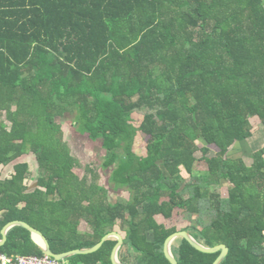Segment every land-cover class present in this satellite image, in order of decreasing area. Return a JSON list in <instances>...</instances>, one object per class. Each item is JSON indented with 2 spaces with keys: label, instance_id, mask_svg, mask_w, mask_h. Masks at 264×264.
I'll return each mask as SVG.
<instances>
[{
  "label": "trees",
  "instance_id": "trees-1",
  "mask_svg": "<svg viewBox=\"0 0 264 264\" xmlns=\"http://www.w3.org/2000/svg\"><path fill=\"white\" fill-rule=\"evenodd\" d=\"M254 118L264 126V0H0V171L12 167L0 174V240L22 221L62 254L80 215L95 234L80 247L120 220L135 264H171L164 245L179 231L225 244L221 264H264V147L250 165L229 157L252 137ZM66 122L102 142V165L73 155ZM140 133L144 156L135 151ZM202 161L207 170L197 173ZM225 183L227 196L213 190ZM110 190L130 197L106 204ZM179 212L186 226L173 223ZM7 238L0 257L44 255L24 227ZM115 245L77 257L112 264ZM172 253L179 264L220 255L184 238Z\"/></svg>",
  "mask_w": 264,
  "mask_h": 264
},
{
  "label": "rangeland",
  "instance_id": "rangeland-1",
  "mask_svg": "<svg viewBox=\"0 0 264 264\" xmlns=\"http://www.w3.org/2000/svg\"><path fill=\"white\" fill-rule=\"evenodd\" d=\"M132 117L134 125L138 127L144 119V112L136 111ZM252 125V137L243 143L235 144L229 153V157L232 159L243 157L248 165L252 164L253 162V153L264 147V126L257 118L252 119ZM63 130L65 132V139L69 143L73 155L78 158L84 166L89 164L95 167L102 165L106 151L103 150L101 141L93 142L89 139L88 135H81L76 131L74 125H72L71 122L64 123ZM202 145V143L199 144L200 147H202ZM212 149L214 151L216 150L215 148ZM135 151L140 156H144L146 154V141L141 133L139 134V137L135 143ZM197 157L200 159L202 154L198 153ZM22 160H26L30 163L32 177L29 183L32 184L38 177V169L35 157L33 154H28L23 157ZM196 166L197 173H204L207 170L206 163L204 161L199 162ZM11 171L12 167L9 166L2 168L0 174L2 176L8 175ZM76 172L81 175L83 173V169H77ZM102 182H107L105 173L103 174ZM227 186L228 184L225 183L222 187H213V190L217 193H221L223 196H227ZM110 197L113 200L118 199L120 201H126L129 199L130 195L126 191H117L112 192ZM176 222L184 223L182 225L186 226V223H188L187 214L184 212H179L178 214L175 213V220H173V223L176 224Z\"/></svg>",
  "mask_w": 264,
  "mask_h": 264
},
{
  "label": "water",
  "instance_id": "water-1",
  "mask_svg": "<svg viewBox=\"0 0 264 264\" xmlns=\"http://www.w3.org/2000/svg\"><path fill=\"white\" fill-rule=\"evenodd\" d=\"M16 226L24 227L25 229L30 231L33 239H35V235L39 236L42 241L40 243L39 242L38 243L40 245V248H41L43 254L48 255V256L56 259L59 262L67 259L68 257H70L72 255L94 253L102 247L103 243L108 238L116 237L118 239V243L113 250L112 261H113V264H123V263L118 261L117 254H118L119 249L122 247L124 241H123L122 237L117 233H111V234L105 236L103 238V240L101 241V243H99L98 245H96L92 248L84 249V250H75V251H70V252H66V253H62V254H55V253H53V251L51 249V245H50L47 237L41 231L33 228L28 223H25L22 221H13V222L8 223L3 228L2 232H1L2 239L0 240V246L5 245V243L7 242V239H8L7 234L9 232V230H11L13 227H16ZM179 238H184L185 240H187L190 243V245L192 247H194L195 249H197L198 251H200L202 253H206V254L220 253V255L218 256V258L216 259V261L213 264H221L229 255V248L225 244H220V245H217L215 247H207V246H204L203 244H201L198 240H196L192 236L191 233H189L187 231H179V232H176V233L172 234L171 236H169L165 242V245H164L165 256L170 261L171 264H179L178 260L174 257V255L172 253V245Z\"/></svg>",
  "mask_w": 264,
  "mask_h": 264
},
{
  "label": "crops",
  "instance_id": "crops-1",
  "mask_svg": "<svg viewBox=\"0 0 264 264\" xmlns=\"http://www.w3.org/2000/svg\"><path fill=\"white\" fill-rule=\"evenodd\" d=\"M30 186H31L32 189H35L37 187L36 179L34 180V182L32 184H30ZM110 191H111L110 192V196H111L113 190H110ZM127 201L128 200L120 201L118 199H116V200L110 199V201H108L106 204L115 205V204L120 203V202L125 204ZM85 204H87V203H85ZM102 205L103 204H99L98 206H102ZM71 223L77 225V227L75 228V231H74L75 233L72 232V231L69 232V234L71 233L70 235H72L73 239H71L69 243H65V245L72 246L73 248L70 249L67 252L92 248V247H80L81 245L89 243L90 241H92L95 238V234H94L93 228L88 223V219L81 218L80 215L79 216L78 215H75V216L73 215V217H71ZM105 230L107 231V233L103 236V238L105 236L111 234V233H117V234H119L122 237V239L124 241L122 247L119 249L118 254H117L118 261L123 263V264H127L125 261L131 262L130 264H135L136 261H137V258H136L137 255L135 254L134 251L130 250V248L128 246H126V244H125L126 235L127 234H126V232L124 230H122L121 221L117 220L116 221V225H115V227L113 229L107 228ZM103 238H102V240H103ZM108 240L116 242V245L118 243V239L116 237H110L106 241H108ZM33 241L39 245V243L35 239H33ZM101 241L99 243H101ZM99 243H97L96 245H98ZM104 243H103V245H104ZM62 246L60 245V247H62ZM64 253H66V252H64ZM88 254H92V253L72 255V256L68 257L67 259H65L63 261H60V264H86L84 261L80 260L77 256H79V255H88ZM111 260H112V256H111ZM99 264H102V263H99ZM112 264H113V261H112Z\"/></svg>",
  "mask_w": 264,
  "mask_h": 264
},
{
  "label": "built area",
  "instance_id": "built-area-1",
  "mask_svg": "<svg viewBox=\"0 0 264 264\" xmlns=\"http://www.w3.org/2000/svg\"><path fill=\"white\" fill-rule=\"evenodd\" d=\"M0 259L2 261V264H60L59 261L48 255H43V256L19 255L13 258H7L6 256H1Z\"/></svg>",
  "mask_w": 264,
  "mask_h": 264
},
{
  "label": "bare ground",
  "instance_id": "bare-ground-1",
  "mask_svg": "<svg viewBox=\"0 0 264 264\" xmlns=\"http://www.w3.org/2000/svg\"><path fill=\"white\" fill-rule=\"evenodd\" d=\"M35 240L37 241V242H41L42 240H41V238L39 237V236H37V235H35Z\"/></svg>",
  "mask_w": 264,
  "mask_h": 264
}]
</instances>
